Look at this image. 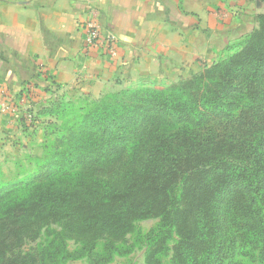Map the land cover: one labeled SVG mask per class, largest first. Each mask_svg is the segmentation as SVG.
Returning a JSON list of instances; mask_svg holds the SVG:
<instances>
[{
    "label": "trees",
    "instance_id": "trees-1",
    "mask_svg": "<svg viewBox=\"0 0 264 264\" xmlns=\"http://www.w3.org/2000/svg\"><path fill=\"white\" fill-rule=\"evenodd\" d=\"M226 49L161 88L57 96L38 107L29 126L54 118L48 166L0 179V264L84 256L105 264L129 253L135 222L148 218L160 224L138 234L143 264H164L171 239V264H241L242 255L264 264V12ZM54 225L60 232L39 260L11 254ZM65 237L81 249L69 251Z\"/></svg>",
    "mask_w": 264,
    "mask_h": 264
},
{
    "label": "crops",
    "instance_id": "crops-1",
    "mask_svg": "<svg viewBox=\"0 0 264 264\" xmlns=\"http://www.w3.org/2000/svg\"><path fill=\"white\" fill-rule=\"evenodd\" d=\"M255 3L0 0V151L42 142L47 121L29 126V115L56 96L96 97L198 72L202 59H217L233 36L254 29ZM91 18L117 36L116 56L85 45L81 24Z\"/></svg>",
    "mask_w": 264,
    "mask_h": 264
},
{
    "label": "rangeland",
    "instance_id": "rangeland-1",
    "mask_svg": "<svg viewBox=\"0 0 264 264\" xmlns=\"http://www.w3.org/2000/svg\"><path fill=\"white\" fill-rule=\"evenodd\" d=\"M257 6L255 3V11H257L255 17V23L257 25V16L260 13L264 12V5L261 1L256 0ZM238 31V30H235ZM245 31V30H242ZM242 36H239L236 34V36H233L232 39H230V42H228L223 50L220 52L221 54L217 57V59H214L215 61L219 60L222 57H225L228 54V50L226 49L227 45L233 44L234 42L238 41L239 38ZM213 61L209 60H201L200 61V67L201 69L204 68V65L211 64ZM200 69V70H201ZM199 70V71H200ZM172 82H148V83H141L138 85H133L128 88H137L139 86L143 85H150V86H156V87H164L166 85L171 84ZM122 89H125V87L113 89L108 92H103L100 96H89L92 99H99L103 96L109 94V93H116ZM77 98H87V96H78ZM35 116V114H34ZM33 116V117H34ZM44 120L47 121L45 127L42 129V142H38V139H33L31 141V151L26 149L23 151L20 150H11L10 152L5 150L4 152L0 151V179L2 180H17L21 178H28L29 174L33 172L35 169H37V166H48L45 162L47 158L45 157L46 152L49 151V148L47 145L53 140V135H48V139L45 141V132H47V125L49 120H54L53 117L50 116H41ZM12 142V141H10ZM14 144V143H13ZM28 148V147H27ZM53 149V148H52ZM8 152V153H7ZM160 224L159 218H148L144 220H137L135 222V230L134 232L130 233L127 237L126 243L123 245L124 248H129L130 251L127 254H121L116 255V257L105 264H143L146 256L147 246L144 241L139 240L138 234H148L153 230H156ZM55 230V233L50 234H42L38 239L36 240H26V242L16 247L12 250V255H25L28 254L29 256H35L38 260L40 259V253L43 250V248L47 245H50L53 243L54 236L56 233L60 232V228L58 226H51V230ZM58 235V234H57ZM65 241L67 243L68 250L71 252H75L76 250L81 249V242L78 239L75 238H69L65 237ZM103 243L100 242V244L97 247V252L101 253L103 250ZM175 240L171 239L169 241V247L168 250L161 255V259L164 264H171V257H172V246L174 245ZM97 253V254H98ZM240 262L241 264H258L254 258H252L249 255H242L240 256ZM59 264H94L93 260L89 259L88 256L79 257V258H71L66 259L65 261L59 263Z\"/></svg>",
    "mask_w": 264,
    "mask_h": 264
},
{
    "label": "built area",
    "instance_id": "built-area-1",
    "mask_svg": "<svg viewBox=\"0 0 264 264\" xmlns=\"http://www.w3.org/2000/svg\"><path fill=\"white\" fill-rule=\"evenodd\" d=\"M82 30L84 31L85 37L84 42L88 47H100L103 48L109 55L116 56V40L117 36L112 32L105 33L96 19L91 18L85 23L81 24ZM57 97V96H56ZM34 114V113H32ZM29 115V121L32 122L33 116Z\"/></svg>",
    "mask_w": 264,
    "mask_h": 264
}]
</instances>
